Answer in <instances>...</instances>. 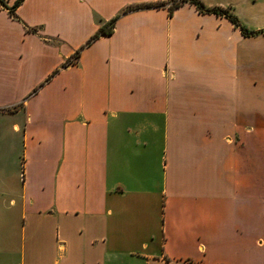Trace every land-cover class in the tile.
<instances>
[{"label": "crops", "instance_id": "obj_1", "mask_svg": "<svg viewBox=\"0 0 264 264\" xmlns=\"http://www.w3.org/2000/svg\"><path fill=\"white\" fill-rule=\"evenodd\" d=\"M201 1L255 32L188 1L0 4V264H264V0Z\"/></svg>", "mask_w": 264, "mask_h": 264}, {"label": "rangeland", "instance_id": "obj_2", "mask_svg": "<svg viewBox=\"0 0 264 264\" xmlns=\"http://www.w3.org/2000/svg\"><path fill=\"white\" fill-rule=\"evenodd\" d=\"M3 121L0 117L1 124ZM7 129L6 126H0V231L5 230L15 236L20 220L16 206L9 199L18 186L19 142L16 137L10 136Z\"/></svg>", "mask_w": 264, "mask_h": 264}, {"label": "trees", "instance_id": "obj_3", "mask_svg": "<svg viewBox=\"0 0 264 264\" xmlns=\"http://www.w3.org/2000/svg\"><path fill=\"white\" fill-rule=\"evenodd\" d=\"M21 0H14V2L10 5L7 6L3 0H0V4L4 7H6L8 9V11L12 14L13 10L15 9V7L19 4ZM188 1L190 3L195 4V6L197 7V9L201 12H214L216 14H222L227 16L233 23H235L236 25L239 26V28L242 30V32L244 34H248V33H252L255 31H248L246 30L237 20L236 16L231 14L227 9L220 7V6H206L201 0H168V8L169 11H171L174 7L179 6L181 3ZM164 1H158V2H147V3H138V4H133L130 6H127L126 8H124L123 11H127L130 9H136V8H142V7H151V6H160L162 4H164ZM117 16L103 22L102 24H100L97 28V30L91 35V37L87 40V42H90L91 40H93L94 38L98 37L101 34H107L110 33L112 31L113 25H114V21L116 19ZM78 56V50L71 56V58L66 59L62 65H66L68 64L72 58H76ZM56 71V70H55ZM54 71V72H55Z\"/></svg>", "mask_w": 264, "mask_h": 264}]
</instances>
